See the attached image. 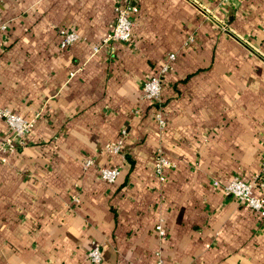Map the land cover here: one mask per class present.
Returning a JSON list of instances; mask_svg holds the SVG:
<instances>
[{
  "label": "crops",
  "instance_id": "1",
  "mask_svg": "<svg viewBox=\"0 0 264 264\" xmlns=\"http://www.w3.org/2000/svg\"><path fill=\"white\" fill-rule=\"evenodd\" d=\"M117 4L0 0V103L36 118L0 149V264H95V242L98 264H264V218L224 190L264 150V0H139L131 40L106 44ZM171 53L162 127L143 82Z\"/></svg>",
  "mask_w": 264,
  "mask_h": 264
},
{
  "label": "built area",
  "instance_id": "2",
  "mask_svg": "<svg viewBox=\"0 0 264 264\" xmlns=\"http://www.w3.org/2000/svg\"><path fill=\"white\" fill-rule=\"evenodd\" d=\"M231 0H220V3H226ZM117 16L114 27L107 34L105 43L112 42H129L131 40L133 28L140 13L139 0H118L116 7ZM61 47L68 48L75 42L81 39L78 32L74 30L62 29ZM98 48L96 47L95 50ZM176 58V53H171L168 56L167 62L162 66L159 72L154 76H149L143 82V98L151 101L154 105V115L162 127L166 125V117L164 108L162 106V92H163V75L171 68L172 61ZM0 117L4 118L9 125V134L1 141L0 149L6 151H14L26 143L27 135L32 131L35 126L36 118H28L19 112L14 111L8 105L0 103ZM128 134L127 127H123L118 137L113 141H108L105 148L109 153H120L125 148L126 136ZM2 161L7 158L2 156ZM94 163L92 157L85 160V166L88 167ZM171 161L165 156L161 149L158 150L155 160V166L161 178L165 179L162 173L165 166L170 165ZM101 177L107 181H115L120 174L118 166H102L100 168ZM264 188V150L261 154L260 168L258 173L252 180H245L236 175L228 183L224 185L226 194L232 195L239 202L245 203L251 209L256 211L261 218H264V197L254 192L255 188ZM76 202L79 201L75 197ZM156 230L161 234H165L163 224L159 222L156 225ZM90 260L98 264L102 261V248L99 243H94L88 252Z\"/></svg>",
  "mask_w": 264,
  "mask_h": 264
}]
</instances>
